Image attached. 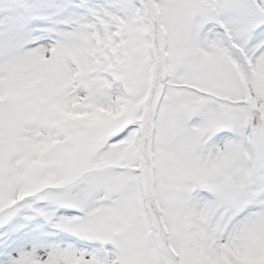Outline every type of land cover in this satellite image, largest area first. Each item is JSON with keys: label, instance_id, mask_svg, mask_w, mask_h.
<instances>
[{"label": "snow or ice", "instance_id": "6c2138e0", "mask_svg": "<svg viewBox=\"0 0 264 264\" xmlns=\"http://www.w3.org/2000/svg\"><path fill=\"white\" fill-rule=\"evenodd\" d=\"M0 264H264V0H0Z\"/></svg>", "mask_w": 264, "mask_h": 264}]
</instances>
